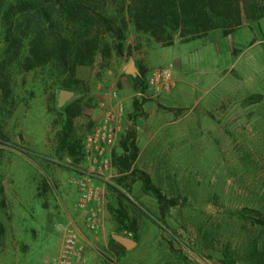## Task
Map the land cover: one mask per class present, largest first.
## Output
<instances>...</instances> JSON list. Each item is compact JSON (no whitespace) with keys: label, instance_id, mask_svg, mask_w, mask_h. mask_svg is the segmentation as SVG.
<instances>
[{"label":"rangeland","instance_id":"obj_1","mask_svg":"<svg viewBox=\"0 0 264 264\" xmlns=\"http://www.w3.org/2000/svg\"><path fill=\"white\" fill-rule=\"evenodd\" d=\"M108 14L121 20L112 9ZM131 64L146 70L145 91H135V76L126 73ZM162 74L169 88L157 89L151 82ZM11 77L12 97L0 94V200L7 203L0 264L50 263L64 248L59 226L77 234L82 264H264V228L250 221L264 216V19L228 37L216 30L191 43L177 38L172 47L129 21L124 55L99 56L72 81L56 67H13ZM62 91L74 98L60 107ZM76 106L82 113L71 142L83 151L72 157L61 132L64 108ZM110 114L120 130L106 153L108 168H100L87 141ZM131 133L137 168L180 202L165 223L142 183L121 184L113 168ZM90 193L97 234L81 208ZM122 205L136 232L117 224L110 208ZM116 234L137 246L113 244Z\"/></svg>","mask_w":264,"mask_h":264},{"label":"trees","instance_id":"obj_2","mask_svg":"<svg viewBox=\"0 0 264 264\" xmlns=\"http://www.w3.org/2000/svg\"><path fill=\"white\" fill-rule=\"evenodd\" d=\"M111 9L120 21L108 14ZM262 19L264 0H0V94L4 101L12 97L13 67L26 73L56 67L60 76L72 81L79 67L93 66L99 56L104 61L114 53L123 56L129 21L138 33L172 47L177 38L191 43L216 30L228 37ZM146 73L143 69L135 75V91H145ZM133 106L136 113L142 111L138 100ZM64 112L67 119L61 132L62 149L72 157L81 156L83 147L78 141L71 142V135L82 110L79 106L65 107ZM5 137L0 130V143ZM122 146L124 155L112 161L122 174L120 183L130 187L141 182L143 192L157 200L160 221L165 223L171 209L180 205L179 200L165 195L148 173L137 168L139 148L133 133ZM6 206L5 199L0 200V212ZM110 210L121 229L136 232L137 221L123 205ZM257 214L250 221L264 228V216ZM4 235L0 222V247ZM112 243L118 244L113 238Z\"/></svg>","mask_w":264,"mask_h":264},{"label":"built area","instance_id":"obj_3","mask_svg":"<svg viewBox=\"0 0 264 264\" xmlns=\"http://www.w3.org/2000/svg\"><path fill=\"white\" fill-rule=\"evenodd\" d=\"M164 78H166L165 74L159 75L156 80H153L151 83L158 85L157 89L169 88V83L166 82ZM161 80H163V83L159 85ZM116 123L115 114L106 116L102 124L98 126L88 138V148L90 149V152H93V156H95L94 161L100 165V168H108L109 160L106 157V153L114 145L116 135L120 130V127L117 126ZM91 201L92 193L84 195L81 202V208L87 211L86 226L92 234H97L99 224L95 211L89 207ZM56 230L64 233V248L60 255L48 264L85 263L84 248L79 245L77 234L65 228L61 229L60 226L57 227Z\"/></svg>","mask_w":264,"mask_h":264},{"label":"water","instance_id":"obj_4","mask_svg":"<svg viewBox=\"0 0 264 264\" xmlns=\"http://www.w3.org/2000/svg\"><path fill=\"white\" fill-rule=\"evenodd\" d=\"M129 75H136L137 69L134 64H131L126 71ZM74 98V93L72 91H62L61 97L59 100L60 107H63L67 102ZM112 238L124 249L132 250L137 246V241L122 235H113Z\"/></svg>","mask_w":264,"mask_h":264},{"label":"crops","instance_id":"obj_5","mask_svg":"<svg viewBox=\"0 0 264 264\" xmlns=\"http://www.w3.org/2000/svg\"><path fill=\"white\" fill-rule=\"evenodd\" d=\"M122 153L124 154V150H123V147H122ZM137 162V161H136ZM113 163V162H112ZM113 168H114V170H115V172H116V167H114L113 166ZM118 171V170H117ZM119 173V172H118ZM121 176H122V174L121 173H119ZM116 219V218H115Z\"/></svg>","mask_w":264,"mask_h":264}]
</instances>
